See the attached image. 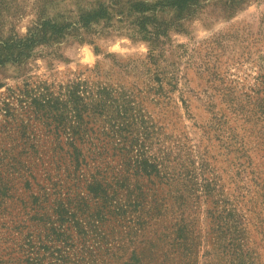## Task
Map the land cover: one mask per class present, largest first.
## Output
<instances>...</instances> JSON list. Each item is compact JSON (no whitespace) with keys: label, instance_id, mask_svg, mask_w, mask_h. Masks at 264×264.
<instances>
[{"label":"rangeland","instance_id":"374dc122","mask_svg":"<svg viewBox=\"0 0 264 264\" xmlns=\"http://www.w3.org/2000/svg\"><path fill=\"white\" fill-rule=\"evenodd\" d=\"M172 1L0 0V264H224L228 233L260 253L264 0ZM98 92L119 114L78 120ZM131 117L152 171L110 134Z\"/></svg>","mask_w":264,"mask_h":264},{"label":"trees","instance_id":"16d2710c","mask_svg":"<svg viewBox=\"0 0 264 264\" xmlns=\"http://www.w3.org/2000/svg\"><path fill=\"white\" fill-rule=\"evenodd\" d=\"M187 0H173L171 4L173 5H182L186 2ZM93 17V14L91 16H88V19ZM43 25H47V28L53 30L54 32H60L65 26L64 24L56 26L53 22H50L48 20H45L42 22ZM27 96H29V93L31 92V87L29 86L28 90H26ZM35 91V89H34ZM97 98V99H96ZM93 96H77V99L80 101L82 100L81 104L76 108L74 107L73 110L75 112V116L77 115V119L81 120L83 122L85 115L88 114V112L92 109L93 111L96 112L97 116H100V114L105 117V114L103 113L104 111L106 112V106L108 104H111L113 109L115 110L114 113L116 112L119 114L118 111V104L114 103V99L111 100H105L104 98V93L103 92H98L97 97ZM30 104H28V107H32L31 109L34 111L35 114L38 116H46L49 110L51 109H56L55 105L53 104H47V99L42 98L40 95H34V93L31 94L30 96ZM108 101V102H107ZM181 104H185L183 98L180 99ZM110 102V103H109ZM115 104V105H114ZM110 106V107H111ZM101 112V113H100ZM115 113V115H117ZM101 116V117H102ZM125 121H116L113 124H110V134L118 135L121 138H126L128 134H132V138H130V144L135 145L137 147H140L141 151L137 154V156L134 158V163L137 167L136 172H146V171H152L154 170V164L152 162H149L147 156L143 154V143L140 144L136 138H134L137 133H136V127L135 123L132 120H127L124 119ZM80 121V123H81ZM79 124V123H78ZM136 134V135H134ZM74 147V146H73ZM72 152H69L71 155ZM129 161V158H127ZM75 166H78V164ZM253 183L257 184L260 188H263L262 194L264 197V178H259V179H254L253 178ZM104 184L102 181H95V178H92L90 181L87 182V189L89 192L93 193L98 196L99 198L103 199V201H108L110 200V195L106 188L104 189ZM263 203V201H261ZM262 223V222H261ZM230 230H228L229 232ZM231 233L223 235V244L225 246L223 247V255L224 259L226 260L224 264H264V234L259 236L261 238L260 242V253H256V250L254 248V245L249 244L245 237L244 240H241V242H233L232 237L230 235ZM237 239V238H236ZM261 258V259H260ZM163 261H166V259H162Z\"/></svg>","mask_w":264,"mask_h":264}]
</instances>
